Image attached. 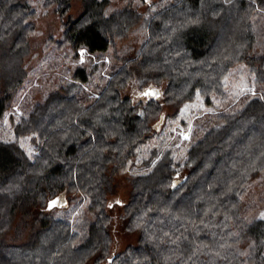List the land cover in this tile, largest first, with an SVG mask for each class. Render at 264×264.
Listing matches in <instances>:
<instances>
[{"label": "trees", "instance_id": "trees-1", "mask_svg": "<svg viewBox=\"0 0 264 264\" xmlns=\"http://www.w3.org/2000/svg\"><path fill=\"white\" fill-rule=\"evenodd\" d=\"M73 1L43 3L64 17ZM140 1L144 12L129 0L109 13L111 0H82L79 16L63 22V43L104 53L138 27L149 33L144 46L118 55L121 66L90 93L77 83L51 92L15 124L16 139L0 140V264H264V0ZM35 15L29 0H0V120L30 83L23 62ZM132 65L166 83L164 97L140 110L121 94ZM237 67L256 94L226 88ZM73 73L91 80L83 67ZM197 92L217 110L198 119L187 158L152 147L128 201L110 203L117 177L160 135L165 96L181 104ZM63 193L69 203L79 193L89 199L74 220L57 214ZM116 205L137 234L119 252Z\"/></svg>", "mask_w": 264, "mask_h": 264}, {"label": "rangeland", "instance_id": "rangeland-1", "mask_svg": "<svg viewBox=\"0 0 264 264\" xmlns=\"http://www.w3.org/2000/svg\"><path fill=\"white\" fill-rule=\"evenodd\" d=\"M29 1L36 10V15L33 18L35 29L29 40L30 53L23 62L30 83L28 84V81L25 83L28 84L26 91L0 120V140L4 141H13L17 138L14 131L15 124L24 117L26 110L32 108L37 102L46 100L51 92L61 91L66 86L70 87L72 83L81 84L89 93L93 88L104 85L106 79L109 78L110 68L115 65L121 66L118 55L120 57L136 55L137 52L141 51L149 34L144 30H138V27H133L125 38L118 39L116 44L104 53H88L85 49H79L76 52L69 44L63 43V22L68 19L69 15L73 18L79 16L83 9L82 0H74L71 9L64 17L57 14L53 7L47 8L43 0ZM140 2V0H135L134 6H138L139 11L144 12L145 8L140 5ZM128 3L129 0H111V6L107 11L110 13L120 10ZM74 52H76L77 57ZM81 66L91 77L87 84L82 83L79 78H75L73 73L76 68H82ZM134 66L130 67L132 77L128 84L121 89V94L130 97L140 110L146 98H149V96L144 95L143 91L148 87L158 88L162 92L161 100L164 97L163 90L166 83L155 85L151 81H146L143 74L138 73ZM246 77H248V71L244 68L239 71L237 67L233 75L228 78L226 88L233 91L239 90L241 95L243 93L256 94L258 85L255 82H246ZM164 99L165 104L162 110L166 111L168 117L160 130V135L148 146L141 149L135 165L126 168L117 177V192L109 196L110 203H126L128 201L131 179L142 171L139 163L142 156H147L152 147L157 146L156 148H159L161 154L168 147H173L177 159L184 161L187 158L189 142L195 138L192 136L195 125L200 124L198 119L217 110L205 104L204 97L200 92H197L192 100H187L181 104L172 102L166 96ZM19 141L29 156L35 153L33 144L30 142V136L20 137ZM70 200V203L67 200L63 209L57 210V214L74 220L83 210L87 209L89 199L83 193H79L72 196ZM120 213V206L116 205L112 212L114 221L111 224L112 248L116 252L137 242V234H130L125 230V221L120 219ZM259 216L264 218V209L260 211Z\"/></svg>", "mask_w": 264, "mask_h": 264}, {"label": "water", "instance_id": "water-1", "mask_svg": "<svg viewBox=\"0 0 264 264\" xmlns=\"http://www.w3.org/2000/svg\"><path fill=\"white\" fill-rule=\"evenodd\" d=\"M152 92L157 93V95H147V96L152 97V98H154V99H156V100H160V98H161V94H162V92H161L160 89H158V88H153V87H148V88H146V89L143 91V93H152ZM177 186H179V184H177V182H174V183H173V189H175ZM57 203H58V205H59L60 207H62V208L66 206V204H67V200H66V195H65V193L61 194V195L58 197V199H57ZM110 260L112 261V259H110Z\"/></svg>", "mask_w": 264, "mask_h": 264}, {"label": "snow or ice", "instance_id": "snow-or-ice-1", "mask_svg": "<svg viewBox=\"0 0 264 264\" xmlns=\"http://www.w3.org/2000/svg\"><path fill=\"white\" fill-rule=\"evenodd\" d=\"M144 95H157V93L152 92V93H144ZM56 201H52V204L54 205Z\"/></svg>", "mask_w": 264, "mask_h": 264}]
</instances>
